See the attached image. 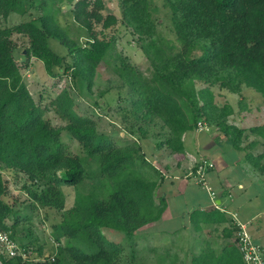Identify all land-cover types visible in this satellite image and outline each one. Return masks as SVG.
Returning <instances> with one entry per match:
<instances>
[{"label": "trees", "instance_id": "trees-1", "mask_svg": "<svg viewBox=\"0 0 264 264\" xmlns=\"http://www.w3.org/2000/svg\"><path fill=\"white\" fill-rule=\"evenodd\" d=\"M55 1L0 0V229L15 239L22 214L9 195V177L24 174L28 179L24 187L34 203L64 210L52 225L59 241L56 255H45L33 264H118L123 245L106 237L103 229H120L131 236L160 218L165 208L164 200L155 199L160 170L140 142L152 125L159 124L164 136L157 146L178 156L185 152L184 132L197 127L199 120L218 125L239 146L245 129L228 122L233 108L215 101L212 86L237 93L244 85L252 86L264 97V0H163L179 44L158 31L153 0H119L121 17L104 12V0H69L73 19L87 30L83 43L71 38L57 20L49 7ZM33 7L44 12L4 23L12 13L24 15ZM119 23L136 34L152 68L146 75L122 55L113 68L130 93L131 106L121 111L132 139L99 130L98 119L77 110L66 82L70 70L80 92L91 89L97 67L114 48L116 36L110 32ZM14 33L29 38L24 65L32 57L41 59L60 87L52 103L65 124L55 125L31 93ZM49 35L66 44L68 54L52 49ZM196 50L201 53L194 54ZM99 99L94 100L98 105ZM64 130L80 142L81 152H74L63 139ZM255 165L264 171V163ZM64 185L75 187L74 204L68 209ZM63 237L68 239L61 245ZM31 243L20 246L28 253ZM83 243L98 247L86 250ZM234 243L232 252L239 249L236 238ZM211 252L197 256L194 264H220L222 259L214 261ZM241 259L235 256L223 264H244L242 255ZM0 264L30 262L18 255L3 256Z\"/></svg>", "mask_w": 264, "mask_h": 264}, {"label": "crops", "instance_id": "crops-1", "mask_svg": "<svg viewBox=\"0 0 264 264\" xmlns=\"http://www.w3.org/2000/svg\"><path fill=\"white\" fill-rule=\"evenodd\" d=\"M244 87L239 93L241 106L246 101L244 108L225 102L233 108L228 122L245 129L239 146L212 123L208 130L195 127L184 132L185 152L180 156L166 146L152 147L148 153L144 149L160 170L155 199L165 201L161 217L134 233L142 238L147 264H194L208 250L214 261L222 259L220 264L235 256L242 262L239 249L232 252L236 216L247 222L255 239L264 242V171L255 165L264 163V97L246 93ZM215 101L222 103L216 97ZM253 126L262 129L254 131ZM201 157L214 163L207 174L216 192L214 200L196 173Z\"/></svg>", "mask_w": 264, "mask_h": 264}, {"label": "rangeland", "instance_id": "rangeland-1", "mask_svg": "<svg viewBox=\"0 0 264 264\" xmlns=\"http://www.w3.org/2000/svg\"><path fill=\"white\" fill-rule=\"evenodd\" d=\"M104 1V12L112 11L121 17L122 11L119 0ZM153 2L157 7L155 17L158 20V31L161 35L179 44V41L176 39L171 17L163 0H153ZM49 7L56 11L57 20L67 29V33L71 38L82 43L86 41L88 37L87 30L73 19L72 4L69 0H56L55 3L50 4ZM43 12L44 11L40 8L33 7L24 15L12 13L4 23L13 24L32 16H38ZM111 33L116 36L114 48L97 67L91 89H83V91L80 92L70 76V70L66 75V82L75 98L77 110L98 119L99 130L112 134L117 138L132 139L134 136L123 127L124 114L121 111V108L131 106L129 103L130 93L125 84H120L121 79L118 74L113 71V68L116 63L119 64L120 62L118 56L122 55L131 64L135 65L137 69L147 75L151 73V62L141 48L136 34L133 33L130 27L123 23H119L116 24L110 34ZM13 38L16 43L17 53L23 56L19 62L22 66V72L31 93L35 99L40 101L42 106L46 108L47 116L50 117L55 125L59 126L65 124L66 121L61 116L56 105L52 103L53 98L60 90V87H57L55 83L56 80L47 72L43 61L37 57H32L29 64L27 66L24 65L26 61L24 50L29 44L27 35L14 33ZM48 43L57 53L68 54L69 52L68 46L53 35L48 36ZM200 53V50H196L194 54ZM202 85V83H199V86ZM244 86V91L246 93L254 91L263 96L262 93L254 87ZM212 90L216 99L222 102L221 104L230 101L237 107L240 106L242 108L243 106L244 108L243 103L246 101L245 99L241 101V106V94L232 92L227 88H221L218 85H213ZM99 97L100 104L98 105L94 100ZM251 116L253 117V115ZM132 119H134V117H132ZM149 131V135L140 139L141 144L144 146L143 149H145L147 153L152 147L159 148L157 143L164 137L160 132L159 124L152 125ZM62 137L69 143L74 152L82 151L80 142L66 133L65 130L63 131ZM9 178V195L16 207L20 208L22 214L16 225L14 238L19 244L27 241L32 242L30 250L24 258H27L30 264H33L37 259L45 258V255L55 256L59 241L56 240L53 235L52 225L62 218L64 210L34 203L24 187L28 180L26 175L20 174L17 177L10 176ZM63 188L66 193L65 209H68L74 204L75 187L73 185H64ZM12 221L13 218L8 219L9 224H11ZM103 232L106 237L117 240L123 245V251L117 258L118 264H147V259L143 252V241L141 237H138L140 236L138 235L139 233L135 235L134 232L133 234L135 236L133 234L128 236L125 231L115 228H104ZM250 232L253 235L251 229ZM253 237L255 236L253 235ZM67 239V237H63L61 239V245H64ZM39 247L42 251H39ZM97 247L98 246H90L85 243L82 244V248L86 250H94L97 249ZM183 262L185 263L186 259H184Z\"/></svg>", "mask_w": 264, "mask_h": 264}, {"label": "built area", "instance_id": "built-area-1", "mask_svg": "<svg viewBox=\"0 0 264 264\" xmlns=\"http://www.w3.org/2000/svg\"><path fill=\"white\" fill-rule=\"evenodd\" d=\"M211 124L205 120H199L197 128L210 129ZM214 165L213 161L208 158L201 157L197 160L196 173L199 181L208 189L212 200L215 199L216 192L209 185L207 180L208 170ZM235 238L239 251L242 255L244 264H264V242L258 241L251 234L248 224L240 220L236 216ZM26 250L11 237L7 230L0 229V261L3 256H18L26 257Z\"/></svg>", "mask_w": 264, "mask_h": 264}]
</instances>
